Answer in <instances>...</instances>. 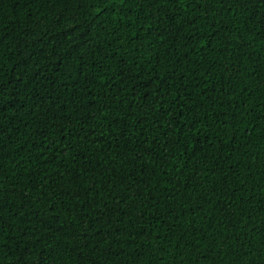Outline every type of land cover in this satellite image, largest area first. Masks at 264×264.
<instances>
[{"label": "trees", "instance_id": "1", "mask_svg": "<svg viewBox=\"0 0 264 264\" xmlns=\"http://www.w3.org/2000/svg\"><path fill=\"white\" fill-rule=\"evenodd\" d=\"M0 264H264V0H0Z\"/></svg>", "mask_w": 264, "mask_h": 264}, {"label": "snow or ice", "instance_id": "2", "mask_svg": "<svg viewBox=\"0 0 264 264\" xmlns=\"http://www.w3.org/2000/svg\"><path fill=\"white\" fill-rule=\"evenodd\" d=\"M121 2H122V0H121Z\"/></svg>", "mask_w": 264, "mask_h": 264}]
</instances>
